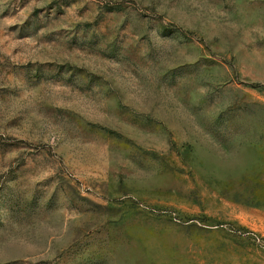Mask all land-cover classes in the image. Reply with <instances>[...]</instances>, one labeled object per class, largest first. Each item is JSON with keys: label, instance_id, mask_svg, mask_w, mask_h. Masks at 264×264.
Returning <instances> with one entry per match:
<instances>
[{"label": "rangeland", "instance_id": "1", "mask_svg": "<svg viewBox=\"0 0 264 264\" xmlns=\"http://www.w3.org/2000/svg\"><path fill=\"white\" fill-rule=\"evenodd\" d=\"M0 264H264V0H0Z\"/></svg>", "mask_w": 264, "mask_h": 264}]
</instances>
